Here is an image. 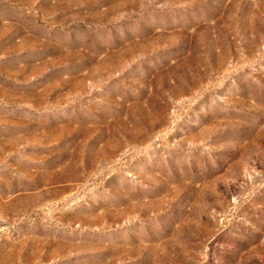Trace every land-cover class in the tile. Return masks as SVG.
Instances as JSON below:
<instances>
[{"label": "rangeland", "instance_id": "rangeland-1", "mask_svg": "<svg viewBox=\"0 0 264 264\" xmlns=\"http://www.w3.org/2000/svg\"><path fill=\"white\" fill-rule=\"evenodd\" d=\"M0 264H264V0H0Z\"/></svg>", "mask_w": 264, "mask_h": 264}]
</instances>
